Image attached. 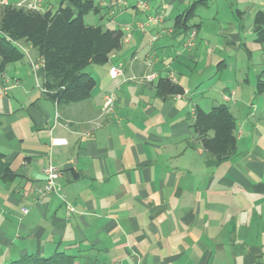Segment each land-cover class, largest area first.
<instances>
[{"label":"crops","instance_id":"crops-1","mask_svg":"<svg viewBox=\"0 0 264 264\" xmlns=\"http://www.w3.org/2000/svg\"><path fill=\"white\" fill-rule=\"evenodd\" d=\"M173 1L152 11L165 12ZM107 5L99 3L101 10ZM128 5L123 9L131 7L137 16L119 22L111 17L107 25L113 26L102 25L120 29L122 44L106 63L87 66L95 80L87 100L58 105L48 99L26 44L16 43L22 60L0 71V83L7 85L0 94V159L14 172L0 178V264L56 250L75 255V264H264V123L249 111L237 120L244 98L235 90L221 88L217 99L216 91L186 74L184 62L196 63L201 23L193 45L186 46L188 34L174 33L167 14L147 35L136 27L147 13ZM257 6L263 8L252 4L246 11L252 22L264 0ZM236 14L241 31L244 11ZM177 37L182 50H169ZM225 38L226 46L247 51L238 33ZM110 64H120L122 75L109 78ZM225 66L218 61L215 73ZM256 72L259 95L264 69ZM148 73L155 74L152 81L145 80ZM159 79L183 93L158 94ZM108 92L115 93L114 107L104 113ZM221 103L235 118L237 154L208 166L192 115L196 107L209 111ZM55 138L62 143L52 144ZM48 164L60 171V191L40 197Z\"/></svg>","mask_w":264,"mask_h":264},{"label":"trees","instance_id":"trees-1","mask_svg":"<svg viewBox=\"0 0 264 264\" xmlns=\"http://www.w3.org/2000/svg\"><path fill=\"white\" fill-rule=\"evenodd\" d=\"M208 0H193L173 19V32L187 34L198 24L190 23L199 7ZM57 7L40 12L23 10L15 4H6L0 9V71L11 62L22 60L24 54L16 43L28 45L36 58L44 60L36 76L40 78L43 94L52 102L63 105L87 100L94 87V78L86 71L89 65H101L110 55L120 49L123 32L120 29L103 28L89 24L84 16L98 14L101 7L94 0H57ZM252 31L255 41L264 42V11L253 17ZM36 60V59H35ZM263 83L257 91L263 90ZM158 94L183 93L169 79H159ZM191 127L201 141L205 164L218 166L237 154L236 122L225 103L203 111L196 107ZM7 162L0 159V178L13 176ZM75 255L56 250L49 256L24 254L6 264H75Z\"/></svg>","mask_w":264,"mask_h":264},{"label":"rangeland","instance_id":"rangeland-1","mask_svg":"<svg viewBox=\"0 0 264 264\" xmlns=\"http://www.w3.org/2000/svg\"><path fill=\"white\" fill-rule=\"evenodd\" d=\"M94 1L97 2L98 0H94ZM146 1L150 5V10L152 12L151 13L149 11L148 13H151L153 15H161L162 20L164 18V15L167 14L168 17L166 18L168 19H166V24L169 26L170 25L173 26L172 24L173 21L170 18H172L176 13L181 12L193 0H184V4L183 2L174 0L171 4L168 5V7L165 9V12H163L162 9H160L159 11H155V10L152 11L151 7L160 4L163 6L164 5L163 3L167 2V0H146ZM46 2L47 4L42 3V7L38 10H29L26 9L25 7H21V8L26 11L40 12L42 11V9L47 7L54 9L58 5L57 0H46ZM131 2L133 3L134 0L125 1V3H128L129 5ZM104 4L106 5L108 4L106 6L107 8H103L102 10H100L98 14H94L92 12L88 13L87 15L84 16V21L90 24L113 26V24L107 25V20L110 19L111 17L113 20L119 22L118 19L122 16H125L126 17L125 19L128 20L134 18V16H137L138 14V12L131 7L129 9H123L125 8L124 4L118 5L111 2ZM252 4L254 5V8L257 9L263 8L261 6H257V4H259V0H208L207 5L199 7L196 11V15L194 16V18L190 20V23L192 24L201 23L198 32L199 38L201 40L199 46L194 51L197 52V58L194 60L196 62L195 63L196 65L194 64V62L192 61L190 62V60H186L184 63L187 67L185 69L187 70L186 74L188 75L191 74L192 80L197 79V82H199V80L200 81L202 80V84H205L204 86L208 85L214 91H216L215 95L217 99L219 96L218 91L221 88H229L231 90L232 89L235 90L236 97H239L241 94L242 98H244L243 100L244 103L238 107L240 111L239 112L240 116L239 118H237V120L242 119L244 113L249 111L252 112L254 115H256L255 116L256 120L260 124H263L264 123V91L261 94L256 95L255 85L257 80L256 71L264 69V44H258L257 42L254 41V33L251 30V24H252L251 18L253 13L246 12L249 10ZM4 5L6 4L2 3L1 1L0 9ZM237 9L244 11V15L239 18L240 20H242V25H243V29L241 31L238 29L236 22ZM144 19L145 17L142 20ZM234 32L239 34V36L241 37V42L245 43V48L247 51H245L238 44H237L238 47L237 50L225 45V39H227L225 38V36H227L228 33H234ZM149 33H150V28L148 34ZM179 41H180L179 37L176 38V43L175 42L171 43L170 41L169 46H167V48L171 51L172 49L182 50L181 46L177 45ZM219 46H222V48H220ZM35 59L42 62L40 68L44 66V60L42 58L38 59L35 57L33 60ZM221 59H224L226 66L220 69L218 73L217 72L215 73V66L217 68V62L220 61ZM210 62L211 65L209 66ZM38 80L41 85V81L39 77ZM192 80L191 82H193ZM205 104L207 105V103ZM199 142L201 145V141Z\"/></svg>","mask_w":264,"mask_h":264},{"label":"built area","instance_id":"built-area-1","mask_svg":"<svg viewBox=\"0 0 264 264\" xmlns=\"http://www.w3.org/2000/svg\"><path fill=\"white\" fill-rule=\"evenodd\" d=\"M108 2L114 3V4H118V5H123L125 4L126 0H107ZM106 0H98L99 3L102 2L106 3ZM42 3L43 0H19L17 1L15 4L18 7H25L26 9L29 10H38L42 7ZM133 5L141 10L146 12V16L145 19L142 21L137 22L136 27L138 30H140L142 33L144 34H148L149 32V28H151L154 25L159 24L162 21V16L161 15H153L151 13H148L150 10V5L148 4V2L146 0H134ZM195 30L192 29L189 33H188V37L186 40V46H191L194 43V39H195ZM129 35H127L128 37ZM126 38V37H125ZM156 39V36H151V41H154ZM42 65V62L38 61V60H31L30 61V67L32 72L36 75L37 70L40 68V66ZM123 70H122V66L120 64H110L108 67V76L111 79H115L117 77H119L120 75H122ZM145 80L146 81H152L155 78V74L154 73H148L145 75ZM171 79L173 80L174 78L171 77ZM7 85L5 84V82H1L0 83V94L4 93L6 91ZM43 91V89H41ZM233 92H231L230 94H224L223 95V100L224 101H228L232 98ZM176 98H179L180 95L177 94L175 95ZM114 101H115V93L114 92H108L104 95L103 97V104H102V112L107 113L112 111L113 107H114ZM194 117V114L192 115V118ZM62 139H52L51 143L52 144H61L62 143ZM42 174L44 176V185L40 188L37 189V194L41 197L44 196L45 194L49 193V192H59L60 188H58L56 186V180L59 177L60 171L59 169L52 165V164H48L45 167H43L42 169ZM68 210H72V208L69 206ZM23 212H27V208L23 209Z\"/></svg>","mask_w":264,"mask_h":264}]
</instances>
